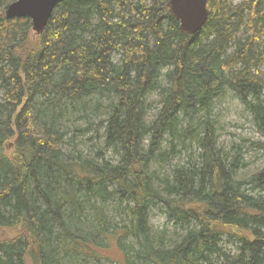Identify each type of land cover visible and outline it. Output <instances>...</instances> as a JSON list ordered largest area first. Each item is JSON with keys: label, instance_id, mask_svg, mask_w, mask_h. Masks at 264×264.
<instances>
[{"label": "trees", "instance_id": "16d2710c", "mask_svg": "<svg viewBox=\"0 0 264 264\" xmlns=\"http://www.w3.org/2000/svg\"><path fill=\"white\" fill-rule=\"evenodd\" d=\"M14 1L0 0V264H264V167L242 178L244 146L220 145L213 117L234 91L264 152V0H208L195 35L170 0H62L36 37L7 17Z\"/></svg>", "mask_w": 264, "mask_h": 264}, {"label": "rangeland", "instance_id": "374dc122", "mask_svg": "<svg viewBox=\"0 0 264 264\" xmlns=\"http://www.w3.org/2000/svg\"><path fill=\"white\" fill-rule=\"evenodd\" d=\"M245 0H232L234 5H240ZM33 37H36V32L32 30ZM260 62V61H259ZM260 71L264 73V57L260 62ZM71 111V109H70ZM213 117L217 123V134L219 137V144L224 146L226 150H229L235 144H241L244 146L245 158L249 165L246 169H243L240 174L242 178H247L251 174L260 168L264 167V152L256 150L251 146L252 141H258L262 139L260 134L257 132L254 122L250 117L249 112L245 106L240 102L235 92L226 89L216 100L214 104ZM97 121V120H95ZM85 124V121H78L77 126ZM82 139V138H80ZM83 141H86V137H83ZM88 143V146L93 144L90 141L84 142ZM187 158V153L183 152L179 157L174 159V163H183ZM169 166H166L168 170ZM152 224L154 228L162 230L164 228H169L171 231L173 226L168 222L166 217L159 211L153 213ZM226 246L228 250L236 249V243L231 239L226 241ZM118 259V258H114ZM92 264H99L93 262ZM102 264H120L119 262L103 260Z\"/></svg>", "mask_w": 264, "mask_h": 264}, {"label": "water", "instance_id": "95a60500", "mask_svg": "<svg viewBox=\"0 0 264 264\" xmlns=\"http://www.w3.org/2000/svg\"><path fill=\"white\" fill-rule=\"evenodd\" d=\"M62 0H16L6 8L9 18L29 17L36 34L47 26L55 7ZM169 11L179 20L182 32L195 35L209 18L208 0H170Z\"/></svg>", "mask_w": 264, "mask_h": 264}, {"label": "bare ground", "instance_id": "6f19581e", "mask_svg": "<svg viewBox=\"0 0 264 264\" xmlns=\"http://www.w3.org/2000/svg\"><path fill=\"white\" fill-rule=\"evenodd\" d=\"M170 12V11H169ZM171 14V13H170Z\"/></svg>", "mask_w": 264, "mask_h": 264}]
</instances>
